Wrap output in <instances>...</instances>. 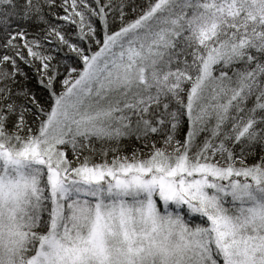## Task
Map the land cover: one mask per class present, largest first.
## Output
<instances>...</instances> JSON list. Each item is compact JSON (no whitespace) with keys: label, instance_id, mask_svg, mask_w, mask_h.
I'll list each match as a JSON object with an SVG mask.
<instances>
[{"label":"snow or ice","instance_id":"obj_1","mask_svg":"<svg viewBox=\"0 0 264 264\" xmlns=\"http://www.w3.org/2000/svg\"><path fill=\"white\" fill-rule=\"evenodd\" d=\"M0 264H264V0H0Z\"/></svg>","mask_w":264,"mask_h":264}]
</instances>
